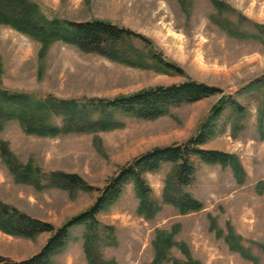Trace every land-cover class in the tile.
<instances>
[{
	"label": "rangeland",
	"instance_id": "374dc122",
	"mask_svg": "<svg viewBox=\"0 0 264 264\" xmlns=\"http://www.w3.org/2000/svg\"><path fill=\"white\" fill-rule=\"evenodd\" d=\"M30 1L50 19L103 20L147 41L131 37L119 42L118 52L127 54L125 62L61 41L52 42L39 57L38 41L0 24V89L83 101L112 99L189 78L222 92L172 107L156 119L118 114L119 125L112 129L54 137L25 134L17 121H7L0 140L19 164H30L40 174H75L94 189L35 188L15 180L0 157V200L59 227L89 208L121 166L154 147L194 137L212 107L231 96L245 108L244 116L235 117L225 107L217 126L220 133L203 148L232 153L240 172L194 158L195 179L183 190L203 208L180 213L163 202L165 179L171 173V165L163 164L145 175L160 204L151 217L138 212L139 200L128 183L118 201L97 214L116 238L101 254L115 264H150L156 231L162 230L175 244L158 264H264V0ZM219 4L224 7L220 12ZM156 54L183 73L161 68ZM84 232L82 225L71 229L70 241L53 256V264H87ZM49 235L29 239L0 231V256L26 259Z\"/></svg>",
	"mask_w": 264,
	"mask_h": 264
},
{
	"label": "trees",
	"instance_id": "16d2710c",
	"mask_svg": "<svg viewBox=\"0 0 264 264\" xmlns=\"http://www.w3.org/2000/svg\"><path fill=\"white\" fill-rule=\"evenodd\" d=\"M219 5L220 12L224 7ZM0 24L38 41L39 57H42L52 42L61 41L83 51L99 52L112 60L125 62L127 54L118 52L119 42L131 37L147 41L130 29L103 20L76 22L50 19L30 0H0ZM153 57L161 68L183 73L181 68L164 61L159 55ZM257 81H252L247 87L254 86ZM221 92L218 87L189 78L177 84L156 86L112 99L83 101L53 96L36 98L29 93L0 89V130L10 120L17 121L25 134L41 137L112 129L119 125L116 118L118 114L152 120L165 115L172 107L194 103ZM225 107H228L235 117L244 116L243 106L231 96L222 97L212 107L194 137L181 144L154 147L121 166L99 190V195L89 208L59 227L33 218L0 200L1 232L29 239H34L41 233L50 234L45 244L34 255L20 261L0 256V264H53V256L62 252L70 241L71 229L80 225L85 229L82 248L87 264H115L113 260L104 259L101 254L102 247L116 244L113 228L101 225L97 214L114 205L121 197L124 187L131 183L139 200L138 212L146 217L153 216L160 209V204L152 197V189L145 175L158 171L166 163L171 165V173L165 179L163 202L173 205L180 213L201 210L202 202L183 190L195 179L196 167L193 159L197 158L209 165L229 166L238 173L241 170L238 159L232 153L203 148L211 138L220 133L217 126ZM56 119H59V123ZM6 146V143L0 140V157L19 182L33 185L35 188L55 186L70 190L94 189L75 174H40L39 170L30 164H19ZM43 178L47 179L45 184L41 183ZM171 237L172 235L165 231H156L152 243L154 258L150 264H158L167 259L169 248L175 244ZM231 248L237 249L233 244ZM242 254L245 255L243 252ZM189 264L193 262L190 261Z\"/></svg>",
	"mask_w": 264,
	"mask_h": 264
}]
</instances>
